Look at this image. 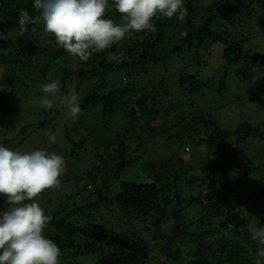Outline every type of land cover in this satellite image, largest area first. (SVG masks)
I'll return each mask as SVG.
<instances>
[{"label":"trees","instance_id":"16d2710c","mask_svg":"<svg viewBox=\"0 0 264 264\" xmlns=\"http://www.w3.org/2000/svg\"><path fill=\"white\" fill-rule=\"evenodd\" d=\"M108 3L110 7L104 18L122 24L114 0ZM184 5L188 16L183 22L178 17L153 18L156 31L129 32L127 41L116 42L84 62L59 46L55 37L44 31L43 22L29 23L26 32L19 27L22 10L33 18L40 15L33 7V0H0V67L3 68L0 76H6L4 80L0 78V124L10 114L18 113L16 83L23 80L24 86L29 84L31 90L41 85L34 91L39 97L43 95L42 85L55 80L60 81L59 92L67 95L76 79L78 93L85 80L96 85L81 95L82 113L78 119L71 118L61 102L51 109H38L33 112L37 119L22 122L16 118L25 139L32 135V130L58 128V131L60 127L63 130L60 133L74 142L73 127L81 125L89 112L92 115L101 112L105 120L123 115L132 127H139L141 135L146 133L150 139V133L151 140L157 133L168 132L170 127L181 128L165 136L161 147L166 145L167 150L164 153L161 149L163 155H158V159L151 158V154L157 153L154 145L148 146L141 166L148 171L145 180L121 181L116 191L122 171L136 160L129 156L137 151L136 139L128 137L129 127L114 134L117 145L109 142L104 146L107 157H100L99 167L94 166L79 176L78 179L89 180L91 187L85 182L80 185L78 179L70 176L64 179V185L67 181L72 185L69 188L73 193L62 186L61 194L51 195L47 200L49 207L45 206L44 210L52 220L43 235L60 248V264L255 262L258 245L252 240L249 219L241 209L242 181L232 177L229 170L233 173L243 170L245 176L264 170V165L259 164L264 158V115L262 122H256L258 118L246 111L241 96L221 98L220 95L228 91V80L233 76L232 95L235 89H246L259 102H264V51L259 47L260 41L264 42V13H259V18L255 16V10L264 8V0H184ZM170 59L179 66L174 79L169 71L162 72L157 79L149 76L153 66L167 67ZM208 66L218 72L217 78H205ZM115 72L122 74L117 84L106 85L105 79ZM216 79L219 83L213 85L212 98L208 90ZM159 97L171 104L164 114L152 109ZM208 102L217 110L207 107ZM231 102H239L238 107L242 108V118L234 128L219 120L222 112L219 108ZM96 108L100 111L96 112ZM182 139L188 143L183 144ZM176 142L180 143L178 148ZM180 148L184 150L182 153H178ZM193 155L205 163L202 172L192 165ZM218 160L222 161L217 165ZM220 176L222 181L217 186ZM259 179L264 183V175ZM263 194L259 189L253 191L256 200ZM36 199L41 204L45 201L43 196ZM262 205L257 213L259 228L264 227V201ZM3 208L0 206V215ZM106 216L127 223L129 228L109 226L107 221H102ZM169 220L174 222L172 227L162 230L161 224ZM135 222L142 226H133ZM219 233L225 240L226 234L231 235L235 244L216 243L211 237ZM188 238L200 243L192 247L194 254L190 259H182L190 243L181 241ZM241 239L246 242H240Z\"/></svg>","mask_w":264,"mask_h":264},{"label":"clouds","instance_id":"9594fccd","mask_svg":"<svg viewBox=\"0 0 264 264\" xmlns=\"http://www.w3.org/2000/svg\"><path fill=\"white\" fill-rule=\"evenodd\" d=\"M114 6L122 16L120 25L104 18L110 7L108 0H33L40 15L33 18L22 10L18 24L26 32L29 23L43 22L44 31L51 33L59 46L87 62L94 53L124 40L129 32L156 31L153 18L178 17L183 22L188 16L184 0H114ZM59 90V80L42 85L40 106L51 109ZM81 100L76 91L61 96L73 119L82 113ZM48 139L55 143L56 135L49 132ZM64 170L65 160L57 153L39 149L21 153L0 146V196L6 198L7 205L0 215V264H60V248L43 235L52 217L45 214L36 198L59 187ZM173 223H162V230H169ZM252 240L258 245L254 264H264V227L253 232Z\"/></svg>","mask_w":264,"mask_h":264},{"label":"rangeland","instance_id":"374dc122","mask_svg":"<svg viewBox=\"0 0 264 264\" xmlns=\"http://www.w3.org/2000/svg\"><path fill=\"white\" fill-rule=\"evenodd\" d=\"M259 13H264V8L260 9V10H255V16L256 18H259L258 14ZM139 33V32H138ZM129 39V37H125L124 41H127ZM261 45L259 46L261 50L264 51V42L260 41ZM218 58V55H217ZM219 61V59H217ZM74 62V61H73ZM75 68V67H74ZM78 68V67H77ZM154 70L152 69V72L149 74L150 77H153L154 79H157L159 74H161L162 72H164L165 74L168 73L169 71V75L170 77H172L174 79V77L179 73V66H177V64L170 59L167 67L164 66V64H162V67L159 69L156 66H153ZM163 68V70H162ZM214 67H209L205 70L204 72V76L205 78L208 79V77H215L217 78V71H215L213 69ZM5 70V69H4ZM3 71V68L0 67V74ZM122 74L121 73H112L110 74L106 79V85L108 86H112V85H116L118 79L120 78ZM201 77V75H200ZM233 76H231L228 80V91L222 95H220L221 98H224L225 96H241V103L244 102V106L246 108V111L250 114V116H256L258 119L256 122H262L263 118H261V115H264V109L261 108L260 106L264 107V102H259V100H257V96L256 95H251L247 92L246 89H239V90H234V94L232 95V92L230 91L232 86L231 84L234 83V79H232ZM1 79H5L6 76H0ZM3 79V80H4ZM75 80V85L77 84L76 79ZM23 82V80H22ZM22 82L16 83L14 86V90L17 93V100H16V108H17V112L16 115L15 114H10V118H6V121L4 124H0V146H3L5 148H8L10 150L13 151H19L21 153H25V152H32L34 150H45L48 153H57L59 155H61L64 160H65V170L62 173L61 177H60V185L59 187L56 188H51V189H47L44 192H42L39 196V198L41 196H43V199L45 198V201L43 202V204L39 203L40 206L46 210L47 207H49V204L47 205V200L49 197H51V195H60L61 194V190L63 189L62 186L64 187V189L66 190H70L69 186L71 187L72 185H68V181L66 182L67 184L64 185L65 182L64 179L70 176L71 178H75L78 179L80 175H82L83 173H87V170L92 169L94 166L99 167L100 163L98 162L100 160V157H107V154L105 152V145L108 144L109 142H114L116 145V140L117 138L116 133H118L119 131H124L126 127L130 128V133L128 135L129 139H136L137 144L134 145L135 149L137 150L135 153H131L129 154L130 157H135L136 160H134V164L130 167H127L126 169H124L122 171V176L119 180H117L116 184L118 185L116 191H118L119 187L121 186V181H130V180H145L146 179V175L148 171L146 172L145 169H142L141 166H144V162H143V154H145V151H147L148 146L154 145L153 150L156 153L154 155L151 154V158H155L158 159V155L159 157L163 155V151L167 150V146L163 145L161 147V144L164 142L163 140H165V136L166 135H170L172 134V131H176V129L179 131L181 130V128L179 129L177 128H168V132L166 133H162V134H155V136L153 137V139L151 140V134L150 135V139L147 138V134L146 133H142V135L140 134L139 131V127L135 126L132 127L131 124L129 123L128 120H126V117L123 115H115L112 117H109L108 120H105L106 117L104 116V114L101 112L97 113L96 115H92V113H86L84 115V119L83 123L81 125H77V127L75 126V128L73 127V131L74 132V142L70 141L67 136H64L63 134L60 133V131H63L60 127L59 130L56 131H50L48 128H44L43 130H40L39 132H37L38 130H32V135L28 136L27 139H25V134H21V125L17 122L18 119H20L22 122L25 121H30L32 119H35L37 116L33 115V112L41 109L42 107L39 104V98L42 97L41 96H37L36 94H34L35 90L38 89L41 85H35L33 87V89L31 90L29 88V84L27 86H24V84ZM74 82V81H72ZM219 83L218 79H216L212 85H211V89L208 90V94L209 96H211L212 98H214V94H213V85L217 86ZM210 84V82H209ZM73 85V88L71 89V92L75 90H78V87ZM75 86V88H74ZM96 87L95 83L93 82H86L85 80V84L81 87L80 89V96L86 94L88 91L93 90ZM13 88V87H12ZM70 93V92H69ZM68 93V94H69ZM231 93V94H230ZM62 95H66V93L64 92H59L55 99H54V103H53V107L61 102V96ZM262 95L264 96V92H262ZM182 99V98H181ZM216 100V99H215ZM209 105L207 107H213L216 108L217 107L215 105H213L212 102H208ZM216 103V102H215ZM238 103L239 102H231L228 106H225L224 108L221 107L219 108L222 112H219V120L222 124L226 125V126H233V128L236 126L237 123H239V121L242 118V113L241 107H238ZM171 107V104L164 100V99H160L159 97V101L157 102L156 105H153L152 109H157L158 114H164L165 109ZM100 110L98 108H96V112H99ZM86 112V111H85ZM208 113H211L210 110L206 111ZM235 113V114H234ZM17 116V117H16ZM38 116H40L38 114ZM16 118H18L16 120ZM37 119V118H36ZM78 119V118H76ZM81 119V118H80ZM16 120V121H15ZM75 121V120H74ZM74 121H72L71 123H73ZM79 121V120H78ZM77 122V121H76ZM228 124V125H227ZM72 130V128H71ZM177 131V132H178ZM54 133L56 135V141L55 143H50L49 139H48V133ZM76 143V144H74ZM182 143L183 144H187L188 142H186L185 140L183 141L182 139ZM180 145V143L176 142L175 146L178 148V146ZM161 149H163V151H161ZM184 150H182L181 148L178 150V153H182ZM67 154H66V153ZM159 153V154H158ZM165 153V151H164ZM68 155V157H67ZM214 156V155H212ZM197 155H193L191 157L190 160H192V165H194L198 171L203 170V167L205 166V163L201 162V159H197ZM109 159V158H108ZM190 160H188V162L190 163ZM187 161V160H184ZM222 160H218L217 165L221 164ZM259 164L264 165V158L259 160ZM189 165V164H187ZM263 167V166H262ZM86 170V171H85ZM160 170H158L159 172ZM161 172H163V174H167L164 170H162ZM230 173L233 174L232 177H236V178H241L242 181V185H241V198L243 199V205H242V210L245 213V215L248 217L249 219V231H251L252 233L257 230L258 224L260 222V216L257 214L258 211L263 207L262 205V201H264V194L262 196V198L260 199H254L253 195V191L256 192L257 189L260 190L261 193L264 192V183H262L259 179V176L264 175V170L262 169H258L256 171H254L253 173H249L248 175H244V171L242 170V172H236L233 173L231 171V169L229 170ZM174 173V172H173ZM142 175H144L142 177ZM79 180V184L82 185L83 184V179H78ZM77 181V180H76ZM221 176L218 178L217 180V186H219L221 184ZM72 184V183H70ZM69 193H73L72 190H70ZM189 195V192H188ZM5 197L0 196V206H3V210L7 209V205L5 203ZM37 200V199H36ZM54 204L56 203V201H53ZM47 206V207H45ZM233 207L236 208V204L233 203ZM117 213V211H116ZM109 221H108V220ZM103 222L108 223L109 226H113L117 229H127L129 228V225L125 222H118L117 219H113L112 217H108L106 216L105 218H102ZM101 225V224H98ZM133 226L136 227H141L142 224L135 222L133 224ZM227 239H221V235L220 233L218 235H215L211 238H213L214 240H216V243H220L222 244V242L226 241V245L227 244H235V240L232 239L231 235L226 234ZM190 243V246H188V250H187V254L185 256L182 257V259H190L192 257V255L194 254V251H192V247L196 244V243H200V241H193L192 238H188L186 241H181L182 244H187ZM240 242L245 243V239H241ZM207 248V247H206ZM252 253V252H251ZM253 256V255H252ZM255 260V259H254ZM164 262V261H161ZM87 264H93L92 262H85ZM182 263V262H181Z\"/></svg>","mask_w":264,"mask_h":264},{"label":"built area","instance_id":"2783aa9c","mask_svg":"<svg viewBox=\"0 0 264 264\" xmlns=\"http://www.w3.org/2000/svg\"><path fill=\"white\" fill-rule=\"evenodd\" d=\"M88 186H89V187H91V186H92V184L90 183Z\"/></svg>","mask_w":264,"mask_h":264}]
</instances>
